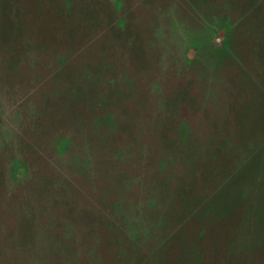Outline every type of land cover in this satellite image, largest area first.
<instances>
[{
    "label": "rangeland",
    "instance_id": "1",
    "mask_svg": "<svg viewBox=\"0 0 264 264\" xmlns=\"http://www.w3.org/2000/svg\"><path fill=\"white\" fill-rule=\"evenodd\" d=\"M0 264H264V0H0Z\"/></svg>",
    "mask_w": 264,
    "mask_h": 264
}]
</instances>
